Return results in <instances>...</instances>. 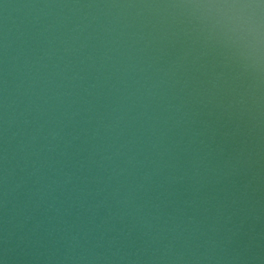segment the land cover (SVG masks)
<instances>
[{"label":"water","instance_id":"obj_1","mask_svg":"<svg viewBox=\"0 0 264 264\" xmlns=\"http://www.w3.org/2000/svg\"><path fill=\"white\" fill-rule=\"evenodd\" d=\"M0 264H264V0H0Z\"/></svg>","mask_w":264,"mask_h":264}]
</instances>
